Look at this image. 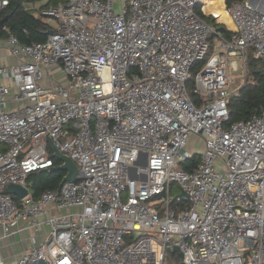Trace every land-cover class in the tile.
Segmentation results:
<instances>
[{"label": "built area", "instance_id": "2783aa9c", "mask_svg": "<svg viewBox=\"0 0 264 264\" xmlns=\"http://www.w3.org/2000/svg\"><path fill=\"white\" fill-rule=\"evenodd\" d=\"M204 1L60 0L39 9L55 19L43 41L7 31L19 59L0 83V238L48 225L15 264H163L175 246L180 264H264V109L229 121L227 105L236 55L264 61V0L225 3L228 36L197 15ZM202 59L196 105L186 82ZM192 134L202 149L184 169ZM46 136L78 171L15 200L6 185L54 165Z\"/></svg>", "mask_w": 264, "mask_h": 264}, {"label": "trees", "instance_id": "16d2710c", "mask_svg": "<svg viewBox=\"0 0 264 264\" xmlns=\"http://www.w3.org/2000/svg\"><path fill=\"white\" fill-rule=\"evenodd\" d=\"M60 0H51L45 5L54 4ZM231 0H226V4ZM29 0H9L8 5L0 10V20H3V27H0V35L5 32L4 27L9 28L14 32L20 40L28 42L32 40L43 41L46 38V30L51 26L43 20L40 12L36 13L28 6ZM205 13H213L216 16V20L227 24L232 27L231 20L227 14L224 0H205L203 7ZM196 13L199 17L204 19L207 23L214 26L215 29L221 32L223 35L228 36L230 30L227 29L224 24L215 21V17L211 14L205 15L200 7L196 8ZM22 28L26 29V33H22ZM211 36H215V33H210ZM209 35L208 39L211 37ZM205 59H202L197 65L198 69ZM246 78L238 88L237 92L231 95L228 99L229 109V121H235L240 119H246L252 114L259 113L261 109H264V61L253 57L252 54H248L246 57ZM190 98L193 102L197 103V94L195 90L188 91ZM195 99V100H194ZM197 105V104H196ZM50 149V148H49ZM198 160V153H192V156L179 164L181 168L190 169ZM54 165L60 163V160L53 157ZM65 174V170L62 169H37L32 170L27 176V186L30 189L31 195L37 198L47 188L56 189L62 177ZM12 197L17 200V196L12 194Z\"/></svg>", "mask_w": 264, "mask_h": 264}, {"label": "crops", "instance_id": "0c3cea01", "mask_svg": "<svg viewBox=\"0 0 264 264\" xmlns=\"http://www.w3.org/2000/svg\"><path fill=\"white\" fill-rule=\"evenodd\" d=\"M250 2L253 5L255 4V0H250ZM28 7L31 8L36 13H38L39 9H40V7L34 8L32 5L28 6ZM202 12L205 15H209V13H205L204 11H202ZM0 27H3V22H2V25ZM226 28H227V26H226ZM4 29H5V32L2 35H0V68H2L6 73L0 71V83H4V84H7L9 86H13L11 77L9 76V74L7 72H8L9 66L16 63L19 58L16 56H13L10 53L8 45L4 41V38L7 34V31L9 30V28L4 27ZM227 29H229V28H227ZM47 30L45 31L46 33H47ZM21 32L25 34L27 31L25 29V31L21 30ZM249 53L251 54V48L247 49L245 59ZM6 106H7V108H12L14 106V102L10 100L9 102H7ZM191 136L196 137V135L192 134L189 136V138ZM189 138H188V140H189ZM200 148L202 149V143H201ZM190 152L193 153L192 151H190ZM47 231H48V225L42 224L40 230H38V231H34V230L30 229V230H25V231L14 232L13 234H9V235L1 237L0 238V255L3 259V263L4 264H15L18 256L21 254V252L25 249L30 248L34 244L32 241V238L35 240L36 243L41 242L44 239Z\"/></svg>", "mask_w": 264, "mask_h": 264}, {"label": "rangeland", "instance_id": "374dc122", "mask_svg": "<svg viewBox=\"0 0 264 264\" xmlns=\"http://www.w3.org/2000/svg\"><path fill=\"white\" fill-rule=\"evenodd\" d=\"M49 1H51V0H29L28 5L29 6L32 5L34 8H37L41 5H45ZM225 1L226 0H224V4L226 3ZM43 20L46 21L51 27H55V19L49 18V17H43ZM215 21L224 24L225 27L226 26L229 27L227 24L216 20V17H215ZM211 33H213V32H211ZM217 44H218L217 36L216 35L211 36L209 38V45H210L209 50H208V53L205 56V58H207L212 52H214L218 49ZM246 53H247V51H246ZM235 60L237 61V69L233 70L231 72V75L233 77L232 87H233V89H235L237 91L238 88L241 86V84L243 83V81L246 78L247 70H246V59L244 60V55H238V56L236 55ZM199 61H201V60H199ZM199 61H197L196 63H198ZM197 69H198V66L195 65L192 67V69L190 71V78L186 82V87H187L188 91L195 89V86H196L195 85V74H196ZM196 94H197V103L196 104L200 105L201 95H200V93H197V92H196ZM201 143H202L201 139L198 136H196V137L191 136L187 142L186 149L192 151L193 153H199V151L201 149L200 148ZM50 149H51V147H50ZM178 193H180V190H179L176 182H173L171 190H170V196L173 199L174 196ZM159 205L164 206L163 203L159 204ZM171 206L174 208L179 207L178 204H174V203L171 204ZM180 263H181V257H180V254L178 253V251H176L174 249H168L166 254H165V259H164L163 264H180Z\"/></svg>", "mask_w": 264, "mask_h": 264}, {"label": "water", "instance_id": "95a60500", "mask_svg": "<svg viewBox=\"0 0 264 264\" xmlns=\"http://www.w3.org/2000/svg\"><path fill=\"white\" fill-rule=\"evenodd\" d=\"M3 20H0V26L2 25ZM52 30L49 29L47 30V33H51ZM46 140L48 141L51 150H52V156L56 157L57 159L60 160V163L57 165H52L49 167V169H62L65 170V174L62 177L59 185L68 179H73L75 177V174L78 171L76 163L66 154L62 153L61 151L58 150V148L54 145L52 140L49 138V136H46ZM29 188L25 186H21L19 184H14L10 183L6 185L3 188V191L6 193L13 194L18 197H22L28 193ZM180 195H186L184 192L180 193ZM175 250L178 251V248L175 246ZM180 254V252L178 251Z\"/></svg>", "mask_w": 264, "mask_h": 264}, {"label": "bare ground", "instance_id": "6f19581e", "mask_svg": "<svg viewBox=\"0 0 264 264\" xmlns=\"http://www.w3.org/2000/svg\"><path fill=\"white\" fill-rule=\"evenodd\" d=\"M258 8H260V10H264V4H261V6H257Z\"/></svg>", "mask_w": 264, "mask_h": 264}]
</instances>
